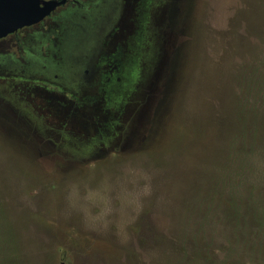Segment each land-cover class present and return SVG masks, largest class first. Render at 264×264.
Segmentation results:
<instances>
[{
	"label": "rangeland",
	"instance_id": "obj_1",
	"mask_svg": "<svg viewBox=\"0 0 264 264\" xmlns=\"http://www.w3.org/2000/svg\"><path fill=\"white\" fill-rule=\"evenodd\" d=\"M120 1L0 67V264H264V0Z\"/></svg>",
	"mask_w": 264,
	"mask_h": 264
},
{
	"label": "flooded vegetation",
	"instance_id": "obj_2",
	"mask_svg": "<svg viewBox=\"0 0 264 264\" xmlns=\"http://www.w3.org/2000/svg\"><path fill=\"white\" fill-rule=\"evenodd\" d=\"M80 5V0H67L65 4L58 6L41 22L20 28L0 38V67L5 66L9 69V65L13 63L19 68L22 64L38 60L42 44L51 41L57 28L60 27L59 24L65 26L69 32L64 45L67 49L65 58L78 56L81 51L80 47L83 48L84 44H91L93 38L101 32L105 33L115 21H112L114 12L121 11L120 0H91V2L82 5L81 11L77 9ZM89 5L90 7H88ZM80 12L88 17L91 24L84 25V22L75 23L73 21L74 16ZM111 29L113 27L109 30ZM43 33L48 35V39H45ZM91 37L93 38L91 39ZM82 39L85 40L84 44ZM100 46L105 45L103 43ZM114 59L110 60L109 56H104L101 59L98 67L100 69L98 73H102L101 78L117 74L120 62L117 63ZM89 73V69H86L85 74Z\"/></svg>",
	"mask_w": 264,
	"mask_h": 264
},
{
	"label": "water",
	"instance_id": "obj_3",
	"mask_svg": "<svg viewBox=\"0 0 264 264\" xmlns=\"http://www.w3.org/2000/svg\"><path fill=\"white\" fill-rule=\"evenodd\" d=\"M67 0H0V38L41 22Z\"/></svg>",
	"mask_w": 264,
	"mask_h": 264
}]
</instances>
